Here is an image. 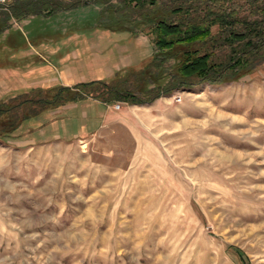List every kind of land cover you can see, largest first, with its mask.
<instances>
[{"label": "rangeland", "instance_id": "obj_1", "mask_svg": "<svg viewBox=\"0 0 264 264\" xmlns=\"http://www.w3.org/2000/svg\"><path fill=\"white\" fill-rule=\"evenodd\" d=\"M38 1L25 16L0 6V63L29 42L63 52L70 33L98 28L139 35L154 52L152 17L194 0ZM147 59L105 81L131 78ZM63 87L21 95L51 100ZM110 101L116 112L87 137L23 142L30 119L69 101L33 107L0 138V264H264V63L141 104Z\"/></svg>", "mask_w": 264, "mask_h": 264}, {"label": "trees", "instance_id": "obj_2", "mask_svg": "<svg viewBox=\"0 0 264 264\" xmlns=\"http://www.w3.org/2000/svg\"><path fill=\"white\" fill-rule=\"evenodd\" d=\"M132 1H135L133 7L142 8L153 7L158 0H129ZM38 2L16 0L9 9L17 16L36 14L40 11ZM192 2L168 9L165 16L157 17L152 12L154 52L131 78L120 73L121 77L117 75L110 82L79 83L73 89L63 87L51 98H55L54 102L21 94L8 102L1 101L0 138L8 139L23 120L32 117L33 107L41 111L59 102L75 101L85 94L102 101L115 99L141 104L160 93H171L200 81L236 80L264 63V0ZM8 16L7 12L0 13V34L9 27ZM221 50L225 53H218ZM168 59L174 63L173 70L167 73Z\"/></svg>", "mask_w": 264, "mask_h": 264}, {"label": "crops", "instance_id": "obj_3", "mask_svg": "<svg viewBox=\"0 0 264 264\" xmlns=\"http://www.w3.org/2000/svg\"><path fill=\"white\" fill-rule=\"evenodd\" d=\"M88 33V29L80 34L70 33L63 52L58 46L45 44L34 49L30 42L27 48L24 45L18 55L9 57L8 64H0V101L37 88L72 89L79 83L105 81L153 53L152 46L148 49L139 35L101 28L95 38ZM115 112L112 101L83 96L30 119L26 126L30 132L23 142L31 145L84 138L99 131Z\"/></svg>", "mask_w": 264, "mask_h": 264}, {"label": "built area", "instance_id": "obj_4", "mask_svg": "<svg viewBox=\"0 0 264 264\" xmlns=\"http://www.w3.org/2000/svg\"><path fill=\"white\" fill-rule=\"evenodd\" d=\"M15 1L16 0H0V6L6 9V8L10 7ZM174 100L176 102H179L181 100V98H180V96L175 95L174 96ZM114 107L116 109H119L120 108V104L119 103H116L114 105Z\"/></svg>", "mask_w": 264, "mask_h": 264}]
</instances>
